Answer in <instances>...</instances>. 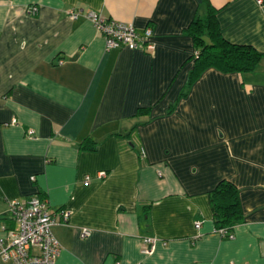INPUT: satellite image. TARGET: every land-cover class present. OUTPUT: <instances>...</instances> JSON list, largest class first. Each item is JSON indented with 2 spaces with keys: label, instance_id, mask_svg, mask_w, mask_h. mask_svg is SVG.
Returning a JSON list of instances; mask_svg holds the SVG:
<instances>
[{
  "label": "crops",
  "instance_id": "obj_1",
  "mask_svg": "<svg viewBox=\"0 0 264 264\" xmlns=\"http://www.w3.org/2000/svg\"><path fill=\"white\" fill-rule=\"evenodd\" d=\"M211 8L263 57L189 86V28ZM89 11L151 27L155 49L108 50ZM222 180L244 214L233 238L210 200ZM33 194L71 212L55 264H264V0H0V237Z\"/></svg>",
  "mask_w": 264,
  "mask_h": 264
},
{
  "label": "built area",
  "instance_id": "obj_2",
  "mask_svg": "<svg viewBox=\"0 0 264 264\" xmlns=\"http://www.w3.org/2000/svg\"><path fill=\"white\" fill-rule=\"evenodd\" d=\"M37 12V6L30 8V13ZM85 16L104 35L108 50L122 46L146 51L155 49L151 27L145 28L143 32H138L132 23L109 19L95 11H89ZM71 17L77 18L79 14L71 13ZM197 54L195 52V55ZM16 122V120L13 121V123ZM34 133V129L28 131L30 136H33ZM105 174V172H101L100 176ZM159 174L162 175L161 172ZM89 180L90 177L87 176L86 182ZM9 207L10 218L14 225L11 227L3 225L4 235L0 237V258L13 264H55L61 245L52 229L55 225L67 224L71 212L68 209H61L52 213L49 201L38 194L30 195L22 201H11ZM200 224V221L196 222L197 227ZM217 232L222 237H234V233L226 228L217 229ZM89 235H91L90 229H81V237ZM146 241L153 249L157 239L147 237ZM151 251L149 250V252Z\"/></svg>",
  "mask_w": 264,
  "mask_h": 264
},
{
  "label": "trees",
  "instance_id": "obj_3",
  "mask_svg": "<svg viewBox=\"0 0 264 264\" xmlns=\"http://www.w3.org/2000/svg\"><path fill=\"white\" fill-rule=\"evenodd\" d=\"M189 33L195 40L198 53L194 55V65L188 79L189 86L211 68L224 73L253 71L263 57V54L251 45L236 44L227 40L220 30L213 8L205 19L199 18L192 23ZM81 147L95 150L96 142L87 138L82 142ZM210 200L217 229L226 228L232 231L243 221L240 193L231 181H220L211 191Z\"/></svg>",
  "mask_w": 264,
  "mask_h": 264
}]
</instances>
